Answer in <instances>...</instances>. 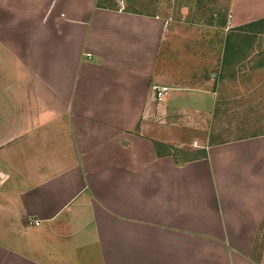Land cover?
Wrapping results in <instances>:
<instances>
[{
	"label": "crops",
	"instance_id": "crops-1",
	"mask_svg": "<svg viewBox=\"0 0 264 264\" xmlns=\"http://www.w3.org/2000/svg\"><path fill=\"white\" fill-rule=\"evenodd\" d=\"M227 2L201 26L0 0V264H264V134L169 132L264 72V0Z\"/></svg>",
	"mask_w": 264,
	"mask_h": 264
},
{
	"label": "rangeland",
	"instance_id": "rangeland-1",
	"mask_svg": "<svg viewBox=\"0 0 264 264\" xmlns=\"http://www.w3.org/2000/svg\"><path fill=\"white\" fill-rule=\"evenodd\" d=\"M107 1L124 8L130 3L129 9L201 26L216 23L219 19L213 14H224L228 8L227 0ZM249 74L239 73L237 78L224 79L217 85V103L211 113L187 121L183 127L176 126V130L168 128L176 134V140L184 142V149L264 134V72Z\"/></svg>",
	"mask_w": 264,
	"mask_h": 264
},
{
	"label": "built area",
	"instance_id": "built-area-1",
	"mask_svg": "<svg viewBox=\"0 0 264 264\" xmlns=\"http://www.w3.org/2000/svg\"><path fill=\"white\" fill-rule=\"evenodd\" d=\"M154 96L157 101H162L169 92V88L165 86H154L153 88ZM38 225V222H35V226Z\"/></svg>",
	"mask_w": 264,
	"mask_h": 264
},
{
	"label": "trees",
	"instance_id": "trees-1",
	"mask_svg": "<svg viewBox=\"0 0 264 264\" xmlns=\"http://www.w3.org/2000/svg\"><path fill=\"white\" fill-rule=\"evenodd\" d=\"M167 150H168V152L170 153V154H172V156H174V157H178V155L180 154L179 153V151H176V150H174V149H172V148H170V147H167L166 148ZM165 150V149H164ZM168 153V154H169ZM184 154H188V153H184ZM177 159V158H176Z\"/></svg>",
	"mask_w": 264,
	"mask_h": 264
}]
</instances>
